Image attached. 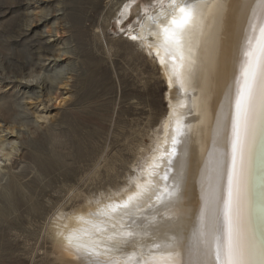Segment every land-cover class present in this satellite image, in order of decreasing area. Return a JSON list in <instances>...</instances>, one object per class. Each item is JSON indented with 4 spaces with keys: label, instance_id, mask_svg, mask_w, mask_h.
I'll return each instance as SVG.
<instances>
[{
    "label": "rangeland",
    "instance_id": "1",
    "mask_svg": "<svg viewBox=\"0 0 264 264\" xmlns=\"http://www.w3.org/2000/svg\"><path fill=\"white\" fill-rule=\"evenodd\" d=\"M157 5L158 0H0V107L12 101L18 108L13 118L0 112L5 142L0 144V264H69L53 249V215L59 210L69 213L87 199L132 181L155 149L169 111L168 86L155 57L129 31L136 26L138 12L153 11ZM127 6L130 13L121 20ZM41 40L49 41L55 51H68L55 70L73 71L53 86L51 95L31 97L25 86L9 82L13 78L6 77V67L31 55L39 70L44 62ZM18 112L28 124L37 123L21 138L15 137L16 130L23 129ZM3 129L12 132L5 136ZM88 131L91 142L79 146L81 155L74 140ZM9 152H22L13 168ZM64 154L65 165L57 157ZM162 168L156 185L160 190L167 186L159 178ZM135 197L138 201L127 209L107 208L95 219L101 221L111 212L120 228L140 230L152 217V207H146L140 195ZM99 220L95 226L102 231L96 227L84 235L90 245L99 252L113 251L124 264H139L132 254L138 247L130 241L113 247L115 241Z\"/></svg>",
    "mask_w": 264,
    "mask_h": 264
},
{
    "label": "bare ground",
    "instance_id": "2",
    "mask_svg": "<svg viewBox=\"0 0 264 264\" xmlns=\"http://www.w3.org/2000/svg\"><path fill=\"white\" fill-rule=\"evenodd\" d=\"M189 2L196 5L197 19L195 26L185 34L186 61L180 81L172 74L173 62L169 59L170 52L165 50L160 34L161 27L171 18L169 0H164L162 9L156 6L153 11L138 12L135 16L136 26L131 27L129 34L135 36L138 45L143 46L142 48L155 57L168 86L169 111L162 122V135L156 136L155 149L143 159L141 171L136 173L132 181L120 188L109 190V193L97 199H87L81 207L69 213L63 210L56 211L50 227L53 249L60 260L65 258L69 264H124L122 259L115 258L113 251L100 252L99 256L78 251L74 246L76 241L70 245L68 237L80 236V242L90 245L91 242H88L82 233L95 230L97 227L95 225L100 219L99 217L98 220L95 219L96 213L109 208V205L113 207L117 203L127 201L130 196L135 195L147 200L145 206L152 207V217L145 219L144 225L139 226L141 229L134 232L132 237L125 238L121 234L127 231L113 221V216L108 211V215L105 216L108 219L112 218V221L106 217L99 221L104 226V232L109 231L106 235L113 237L112 241L115 242L110 241L112 246L130 241L132 246L138 247L137 250H132V254L136 256L139 264H188L189 261L198 258L194 233L198 227L203 203L202 189L208 185L210 160L217 152L227 147L226 136L230 123L229 85L233 81L234 59L249 17L258 14L260 9L255 6L254 0H189ZM129 13L130 6H127L121 20ZM149 16L156 18L155 24L148 19ZM40 43L44 62L39 70L36 69L37 63L31 55L6 67L10 74L6 77L13 78L9 79V82L25 86L28 89L27 95L31 97L40 96L42 93L51 95L53 86L62 82L66 74H72L73 71L71 67L55 70L62 57L67 56V50L55 51L47 40H41ZM189 47L192 50L190 64L187 59ZM161 57L166 61L164 65L160 63ZM51 69L55 70L52 75L48 74ZM0 77L3 78L2 74ZM15 104L9 101L0 107V112L5 118L7 116L13 118L18 109ZM23 111L25 112V107ZM17 117L23 129L16 130V138H21L28 130L34 131V128H37L36 122L28 124L22 120L21 112H18ZM178 124L182 126L184 134L179 138L180 143L175 145L176 155L166 156L161 161L160 153L169 154L173 147L172 137ZM10 132H4L5 136ZM91 136L92 133L88 131L77 137L74 142L76 146L83 147L91 142ZM0 144H5L1 135ZM80 147L78 153L83 155ZM92 149L90 144L87 145L86 150L89 154ZM10 154L13 168V163L21 158L22 152L19 154L9 152ZM65 155H57L63 165L67 160ZM168 158L172 159V164L166 187L169 191L174 188L175 195L170 202L158 205L156 198L163 188L160 190V187H156L159 182L158 176H150L149 173L159 172L164 167L163 176L168 167ZM153 164H161V167L159 169L150 167ZM23 173L22 171L18 174L21 176ZM136 200L135 198L132 201ZM107 224L116 226V229L111 227L110 230ZM241 229L246 264H264V105L258 107L245 157ZM156 245L161 247L157 249Z\"/></svg>",
    "mask_w": 264,
    "mask_h": 264
},
{
    "label": "snow or ice",
    "instance_id": "3",
    "mask_svg": "<svg viewBox=\"0 0 264 264\" xmlns=\"http://www.w3.org/2000/svg\"><path fill=\"white\" fill-rule=\"evenodd\" d=\"M260 9L258 14L249 17L247 26L238 46V53L233 64V81L229 85L230 123L226 136V149L220 150L210 160L208 185L202 189V206L200 209L198 227L194 233L198 258L188 264H246V250L241 229V204L243 195V170L249 136L254 126L257 110L264 105V0H254ZM164 0H158L157 7L163 8ZM170 20L160 29L165 50L170 52L169 59L173 62L172 74L181 80L185 66V34L195 26L197 19L196 5L189 0H169ZM164 15V13H161ZM148 19L155 24L156 18ZM119 23V22H117ZM136 39L135 36L132 37ZM188 62L191 63L192 50L189 47ZM159 55V53H157ZM160 63H166L163 57ZM171 83V77H170ZM173 147L169 154L160 153V160L166 156L175 157V145L180 143L183 136L181 125L174 129ZM172 159H167V170L162 177L164 182L169 180ZM159 169L161 164L150 165ZM159 176V172L149 173ZM151 184V181H149ZM139 195V194H138ZM175 189L165 187L156 198L158 205L171 201ZM136 197L130 196L128 201L115 207L109 205L112 212L117 208H128ZM95 227V226H94ZM97 231H102L96 228ZM82 235H90L85 231ZM132 237V232L121 234ZM113 237H109L112 239ZM78 251L89 255L99 256L95 246L80 242L81 237H68L70 245ZM157 249L161 246L156 245ZM167 247V246H166ZM110 251V250H109ZM131 259V258H129Z\"/></svg>",
    "mask_w": 264,
    "mask_h": 264
}]
</instances>
